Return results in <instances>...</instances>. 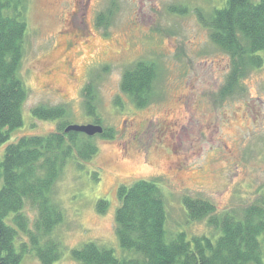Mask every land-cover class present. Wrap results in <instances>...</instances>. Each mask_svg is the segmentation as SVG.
I'll list each match as a JSON object with an SVG mask.
<instances>
[{
  "label": "rangeland",
  "instance_id": "rangeland-1",
  "mask_svg": "<svg viewBox=\"0 0 264 264\" xmlns=\"http://www.w3.org/2000/svg\"><path fill=\"white\" fill-rule=\"evenodd\" d=\"M86 1L27 0L23 124L0 147L2 154L22 136L56 129L59 120L32 116L38 105L63 106L66 124H99L113 132L91 136L94 156L82 169L66 163L54 183L51 197L63 213L50 235L61 252L55 264H78L70 252L87 242L133 256L118 244L115 210L118 188L139 180L160 187L169 235L215 234L206 220H187L182 197L239 213L264 190V63L247 71L231 95L221 93L229 57L211 41L203 19L222 0ZM100 13L108 14L101 25ZM139 60L153 63L157 73L143 107L120 89L124 69ZM90 80L95 116L84 107ZM100 199L107 201L103 212L96 208ZM24 212L33 228L35 208L26 204ZM19 240L30 248L25 236ZM19 264L41 262L31 250Z\"/></svg>",
  "mask_w": 264,
  "mask_h": 264
},
{
  "label": "trees",
  "instance_id": "trees-1",
  "mask_svg": "<svg viewBox=\"0 0 264 264\" xmlns=\"http://www.w3.org/2000/svg\"><path fill=\"white\" fill-rule=\"evenodd\" d=\"M27 0H0V147L10 132L23 124L22 105L28 96L20 75ZM108 14L100 13L99 25ZM107 17V16H106ZM211 41L229 57V70L221 93L231 95L247 71L264 63V0H222L203 19ZM156 67L139 60L124 69L120 89L132 102L143 107L152 98ZM84 107L95 116L91 80L83 89ZM40 120H59L46 135L22 136L6 145L0 154V264H19L31 251L41 264H55L61 252L50 235L63 220V213L51 197L55 181L69 161L78 169L96 153L92 137L68 131L63 106L38 105L31 110ZM98 123V120H95ZM112 137V130L100 134ZM98 179L97 172L92 174ZM115 234L120 248L130 257H118L111 248L87 242L70 254L78 264H264V190L239 213H219L208 200L182 197L187 220H206L212 235L184 232L169 235L167 210L160 187L154 181L139 180L117 190ZM36 210L33 228L24 206ZM107 201L96 203L103 212ZM26 237V241L19 240Z\"/></svg>",
  "mask_w": 264,
  "mask_h": 264
},
{
  "label": "water",
  "instance_id": "water-1",
  "mask_svg": "<svg viewBox=\"0 0 264 264\" xmlns=\"http://www.w3.org/2000/svg\"><path fill=\"white\" fill-rule=\"evenodd\" d=\"M68 131L80 132L91 137L102 134L104 129L99 124H69L65 128V132Z\"/></svg>",
  "mask_w": 264,
  "mask_h": 264
},
{
  "label": "flooded vegetation",
  "instance_id": "flooded-vegetation-1",
  "mask_svg": "<svg viewBox=\"0 0 264 264\" xmlns=\"http://www.w3.org/2000/svg\"><path fill=\"white\" fill-rule=\"evenodd\" d=\"M86 2H89L88 0Z\"/></svg>",
  "mask_w": 264,
  "mask_h": 264
}]
</instances>
